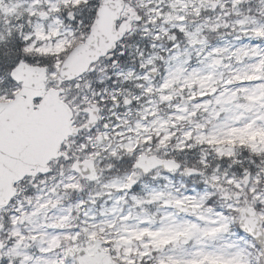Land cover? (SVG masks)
I'll list each match as a JSON object with an SVG mask.
<instances>
[{
	"label": "snow or ice",
	"instance_id": "snow-or-ice-1",
	"mask_svg": "<svg viewBox=\"0 0 264 264\" xmlns=\"http://www.w3.org/2000/svg\"><path fill=\"white\" fill-rule=\"evenodd\" d=\"M0 264H264V0H0Z\"/></svg>",
	"mask_w": 264,
	"mask_h": 264
}]
</instances>
